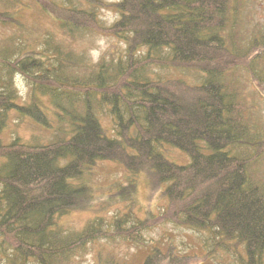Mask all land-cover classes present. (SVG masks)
I'll return each mask as SVG.
<instances>
[{
  "label": "trees",
  "instance_id": "16d2710c",
  "mask_svg": "<svg viewBox=\"0 0 264 264\" xmlns=\"http://www.w3.org/2000/svg\"><path fill=\"white\" fill-rule=\"evenodd\" d=\"M4 1L3 25L23 28L15 9L35 6L63 38L92 31L125 46L88 62L50 33L37 42L0 39V264H70L99 239L144 244V232L161 222L205 230L218 245H241L238 264H264V134L245 97L248 84L264 96V22L253 13L256 1L115 0L118 16L109 25L99 10L108 0ZM17 75L26 80L27 102ZM12 112L51 130V138L4 142ZM164 146L189 161L169 160ZM103 161L126 169L114 195L127 208L65 228L61 219L94 201L90 176ZM141 172L164 185L166 205L157 215L133 209ZM198 258L171 244L165 251L151 245L141 264Z\"/></svg>",
  "mask_w": 264,
  "mask_h": 264
},
{
  "label": "rangeland",
  "instance_id": "374dc122",
  "mask_svg": "<svg viewBox=\"0 0 264 264\" xmlns=\"http://www.w3.org/2000/svg\"><path fill=\"white\" fill-rule=\"evenodd\" d=\"M4 0H0V9H5ZM33 6L31 0H22ZM112 1L108 0V6L99 9L100 18L105 25H109L118 16V12ZM254 15L257 20L264 22V0H255ZM13 9V8H10ZM14 17L23 24V28L16 25H3L0 23V39L15 38L30 41H39L47 33L52 34L56 39L61 40L66 47L75 50L74 53L82 54L89 62H95L100 56L121 54L124 50V43L116 37L105 34L87 31L83 35L71 41L60 33L57 25L49 17L39 13L34 6L31 10L20 6L15 9ZM156 72L160 70L154 68ZM169 75V74H168ZM196 81L200 80L197 75ZM191 78V77H190ZM189 78V79H190ZM15 84L21 101H28L26 80L21 76L15 77ZM246 100L255 122L261 127L260 132L264 134V96H259L258 91L252 85H246ZM102 124L110 131V119L108 115L101 116ZM2 139L8 142L14 136L22 137L31 141L46 142L51 138V130L43 129L39 124L28 117L20 118L13 112L8 117V123L3 128ZM264 137V136H263ZM161 151L169 159L178 164H185L189 157L177 149L162 147ZM264 165V162H263ZM126 169L114 162H99L93 169L91 180L93 185L94 201H91L87 211L75 212L61 219L64 227L79 229L86 221L96 215L110 219L116 212L125 210L126 202L114 195V184L126 182ZM151 177L143 172L138 175V183L131 198L134 200L133 209L137 210L139 216L146 214L157 215L161 208L166 205V199L162 194L164 185L154 186ZM144 244H134L121 238L99 239L87 244L79 254L74 256L70 264H104L107 260L114 259L124 264H141L149 252L151 245H158L165 251L171 245L175 246L177 254L197 255L198 258L193 264H238L240 255H243L241 245H234L232 241L225 242L226 245H218L219 239L213 238L205 230H193L185 226L174 225L173 223H157L151 230L144 232ZM208 251V253H207ZM207 254V256H206ZM194 261V260H193Z\"/></svg>",
  "mask_w": 264,
  "mask_h": 264
}]
</instances>
